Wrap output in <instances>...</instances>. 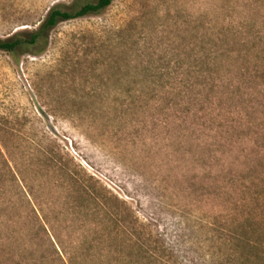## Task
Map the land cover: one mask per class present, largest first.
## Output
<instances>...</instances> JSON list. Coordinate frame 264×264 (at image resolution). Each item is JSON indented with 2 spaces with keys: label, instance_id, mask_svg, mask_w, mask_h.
Instances as JSON below:
<instances>
[{
  "label": "rangeland",
  "instance_id": "obj_1",
  "mask_svg": "<svg viewBox=\"0 0 264 264\" xmlns=\"http://www.w3.org/2000/svg\"><path fill=\"white\" fill-rule=\"evenodd\" d=\"M97 1L0 0V39ZM0 153V264H137V217L213 264L264 217V0H114L0 50Z\"/></svg>",
  "mask_w": 264,
  "mask_h": 264
},
{
  "label": "trees",
  "instance_id": "obj_2",
  "mask_svg": "<svg viewBox=\"0 0 264 264\" xmlns=\"http://www.w3.org/2000/svg\"><path fill=\"white\" fill-rule=\"evenodd\" d=\"M113 1L98 0L95 3H87L76 10H65L60 6L53 7L39 30L31 33L29 38L24 33H18L12 38L0 39V50L12 54L18 49L27 46L32 50L33 54H40L44 50L46 33L59 22L89 15H99L111 6ZM10 163L11 160L8 153H0V167L3 165L0 168L1 182H4L9 175L14 179L16 178V173L13 172ZM242 212L239 213L242 214ZM242 215L236 219L235 229L223 238L220 237L221 245L226 246L225 249L223 248L225 252L213 264H264V236H254L255 232L264 226V217L252 214L244 217ZM259 218H261L260 221L258 220ZM145 231L146 225L137 217V264H175L171 263L170 260H167L168 263L163 260L167 251H171L173 255L172 248L165 246L164 237L161 235L149 236ZM56 253L60 254V251L56 249ZM206 264H209V262H206Z\"/></svg>",
  "mask_w": 264,
  "mask_h": 264
}]
</instances>
